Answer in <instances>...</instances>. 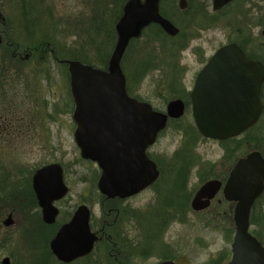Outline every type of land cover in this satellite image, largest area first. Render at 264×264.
Segmentation results:
<instances>
[{
	"label": "flooded vegetation",
	"instance_id": "1",
	"mask_svg": "<svg viewBox=\"0 0 264 264\" xmlns=\"http://www.w3.org/2000/svg\"><path fill=\"white\" fill-rule=\"evenodd\" d=\"M129 1L124 0L118 7L119 12L112 19L114 30L116 24L123 17L124 6ZM37 2L39 4L35 6V2H30L29 5L27 0H19L18 15L21 19L24 17L27 21L31 9L34 10L35 7L40 6L45 7L47 13L53 17L54 8L51 0L49 2L37 0ZM142 2L144 0H138V4ZM116 4L118 6V2ZM158 11L162 18L177 29V32L174 34L167 32L155 20L142 22L138 25L137 33L129 38L126 47V50L131 51L132 59L138 57L139 53V58L142 60L140 65L142 71L153 67L158 68L160 63H164L165 71H169L168 75L156 79L157 85L162 88L161 91L167 90L174 95L167 100L165 112L169 101L180 99L183 102L182 114L179 117L168 116L164 128L157 133L155 141L145 149L146 156L155 165L156 177L143 189L132 191L125 197H106L97 187L101 196L96 201H99L101 214L94 218L93 205H88L82 194H79V198L75 200L68 197L70 186L66 180V170L62 162L45 161L30 169L21 165L20 161L17 162L18 165L13 163V166L0 164V264H158L168 261L173 264H184L182 247L174 237L167 240L166 232L173 223L181 220L185 210L199 213L208 210L215 203V208L219 207L221 203H225L228 209L223 210V215L232 219L236 201L227 199L223 189L225 186L243 189L246 187L247 180H253L251 175L235 171V167L241 159L246 158L252 152L260 153L264 159V0H158ZM0 12V26H4V29L0 28L1 42L3 41L4 44L12 48L9 58L25 61L33 57L38 59V56H34L29 49L22 47L41 44L42 42H39L41 39L30 44H22L19 40H13L11 27L7 24L8 17H5L1 9ZM38 19L39 13L34 11L33 17L28 19L31 22H27L34 25L39 21ZM6 26H9V33L5 30ZM34 28L25 29L34 31ZM115 38H117L116 30ZM163 39H167L165 44L162 43ZM206 39L210 46L215 41L219 43L209 54H207V47L204 43ZM52 42L53 40H48L42 44L47 46L45 51L50 54L47 58L58 64H65L68 72V92L72 101V118L74 102L70 90V74L67 64L63 62L69 58L56 55L50 48ZM230 43H234L241 49L244 59L250 64L242 66L226 64L225 82L227 85L240 88L242 92L249 91L251 85L257 86L261 110L255 122L238 135L221 140L208 138L219 141L225 147L222 156V173L215 172L213 164L210 177L202 180L192 193L189 191L186 193L195 158L192 152L184 154L181 151H174L172 156L166 159L164 155L158 158L151 156L150 149L170 120L180 118L188 107L191 111V92L197 74L218 48ZM165 47L171 54L170 59L159 60V52ZM143 50H145L144 55L146 56L142 57ZM41 58L42 56H39V59ZM229 58L237 57L230 56ZM194 64L197 67H194ZM122 72L128 96L152 106L150 102L135 95L128 75L123 70ZM191 72V84L187 85L185 83L186 76ZM231 74L233 77L230 76ZM240 75L244 77H238ZM242 107H246V104H243ZM152 108L161 112L153 106ZM58 110L65 111L64 108ZM12 114L11 109H3L0 112V139L12 143L13 140L22 141L32 138L34 135L32 127L38 121L24 120L23 116ZM46 116H48V121L53 119L51 113H47ZM75 128L76 124L72 118L73 139ZM29 132L32 134H28ZM49 132L52 133L50 129ZM79 155L82 159L91 160L82 157L80 149ZM168 160L174 164L173 170L166 169L165 165ZM8 162L10 163V161ZM55 163L60 166L58 170L60 176L54 168L41 171L44 167ZM100 174L101 168H99L97 182ZM59 179L63 188L65 187L64 193H61V188L56 190ZM209 180L219 181V189L207 206L195 209L192 206V200L198 189ZM162 181L170 188L165 192V195L161 194L160 196L157 191ZM262 184V191L252 204L255 218H264V179ZM151 188H155L152 204H148L145 208L124 204ZM156 203H161L164 206L161 205V208L158 205L157 207ZM83 205L88 207L90 212L87 221L91 233L89 238L85 225L82 223L83 219L73 218ZM165 206H169L170 211L164 210ZM54 208L56 213L51 215ZM146 210H150L148 214L151 212L157 217L152 220L150 231L145 226ZM140 219H143V222ZM261 238L264 240V235H261ZM260 241L262 242V240ZM88 243H90L89 247ZM262 244L264 245L263 242ZM230 257L231 252L225 257L212 255L198 264H226ZM191 263L187 262V264Z\"/></svg>",
	"mask_w": 264,
	"mask_h": 264
},
{
	"label": "rangeland",
	"instance_id": "2",
	"mask_svg": "<svg viewBox=\"0 0 264 264\" xmlns=\"http://www.w3.org/2000/svg\"><path fill=\"white\" fill-rule=\"evenodd\" d=\"M27 1L29 5L30 2H35V6L39 4L37 0ZM51 1L54 8L53 17L47 13L45 7H35L34 10L31 9L27 21L33 17L34 11L39 13V21L31 25L28 23L31 21L27 22L24 17L21 19L18 15L19 0H0V9L5 17H8L7 24L12 29L10 31L13 38L22 44H30L46 35L52 37L50 40L53 42L50 48L56 55L105 68L116 39L112 19L118 14V7L124 0ZM115 1L118 2V6ZM9 26L5 28L7 33H9ZM0 28L4 29V26ZM25 28L35 30L29 31ZM204 41L207 54L219 44L215 41L210 46L207 39ZM166 42L167 39H163L162 43ZM2 44H4L3 41L0 43V112L3 109H11L13 114L23 116L24 120L38 122L32 127L34 131L32 138L22 141L15 139L16 141L13 140L12 143L0 139V164L13 166V163L18 165L17 162L20 161L21 165L30 169L45 161L62 162L66 170V180L70 186L68 197L75 200L79 198V194H82L88 205H93V216L97 218L101 214L99 201H96L101 196L97 189L99 168L95 161L80 157L79 149L73 139L72 101L68 92V72L65 64H58L47 58L50 56L49 52L45 51L47 46L43 49L44 52L41 51L43 54H41V59L38 55V59L33 57L27 61L17 58L10 59V55L5 52ZM144 52L145 50L142 52V57L146 56ZM73 55L77 58L71 57ZM131 56V51L127 49L120 65L130 79L134 88L133 92L140 99L150 102L155 109L165 113V104L174 95L167 90L161 91L162 88L157 85L156 79L168 75L169 71H165L164 63H160L158 68L153 67L142 71L140 69L142 60L139 58V53L138 57L133 59ZM170 56L166 47L159 52V60L164 58L167 61ZM103 61L106 63L102 64ZM133 61H135L134 65ZM194 67L197 65L194 64ZM191 76L192 72L186 76L187 85L191 84ZM63 108L64 112L58 110ZM47 113L52 114V120L48 121ZM150 150L151 156L158 158L164 155L166 159L171 157L174 151H181L184 154L192 152L195 158L186 193L188 191L192 193L202 180L210 177L213 164L215 172L222 173L223 170L222 156L225 147L217 140L204 138L197 131L189 107L180 118L168 122L167 127L159 134ZM173 165L168 160L165 167L167 170H173ZM163 182L160 183L161 186L157 191L160 196L165 195L170 188ZM154 191L155 188H151L124 204L145 208L153 203ZM156 205L161 207L162 204L156 203ZM215 205L216 203L208 210L199 213L185 210L181 220L167 229V240L174 237L182 247L184 264L187 262L202 263L212 255L225 257L231 252L230 244L234 224L231 218L223 215V210L228 209L227 204L221 203L217 208ZM165 207H163L164 210L170 211L169 206ZM148 211L150 210L145 211L147 215L144 216V220L146 229L150 231L152 220L157 217L151 212L148 214ZM255 220L250 230L253 227L264 235V218ZM140 221L143 222V219Z\"/></svg>",
	"mask_w": 264,
	"mask_h": 264
},
{
	"label": "water",
	"instance_id": "3",
	"mask_svg": "<svg viewBox=\"0 0 264 264\" xmlns=\"http://www.w3.org/2000/svg\"><path fill=\"white\" fill-rule=\"evenodd\" d=\"M151 20L158 21L171 34L177 32L169 21L159 15L158 0H144L139 4L138 0H130L124 6L122 19L115 26L117 38L105 68L77 59L63 60L70 74L74 102V141L81 156L95 161L101 168L97 187L106 197H125L154 180L157 171L146 156L145 149L155 141L168 116L179 117L183 112L180 99L169 101L166 112L162 113L126 92L120 65L122 56L129 38L137 33L138 25ZM230 56L237 58L230 59ZM226 64L242 66L250 63L234 43L221 46L197 74L191 92L195 126L207 138L221 140L238 135L255 122L261 110L257 86L251 85L249 91L242 92L240 88L226 84ZM230 76L233 77V74ZM243 104L246 107H242ZM53 168L58 171L60 166L50 164L41 171ZM235 171L251 175L253 180H247L243 189L227 186L223 189L227 199L236 201L232 214L231 257L226 264H264V245L250 231L252 204L263 187L264 159L260 153L252 152L238 162ZM219 186L217 180L205 182L196 192L192 206L195 209L207 206ZM59 188L64 193L65 187L60 179L56 190ZM54 213L55 208L51 215ZM89 215L88 207L83 205L73 217L83 219L88 238L91 237L87 222Z\"/></svg>",
	"mask_w": 264,
	"mask_h": 264
},
{
	"label": "trees",
	"instance_id": "4",
	"mask_svg": "<svg viewBox=\"0 0 264 264\" xmlns=\"http://www.w3.org/2000/svg\"><path fill=\"white\" fill-rule=\"evenodd\" d=\"M12 39L13 40H15V38H13L12 37ZM41 40L39 41V42H45V41H48V40H50V37H48V36H44V37H41L40 38ZM51 41V40H50ZM40 44V43H38V45L37 44H30V45H25V46H23L22 48H26V49H29L31 52H32V54L34 55V56H41V54H42V52H44L43 51V49L44 48H46V46L44 45V44ZM3 45V47H5L4 49H5V52L8 54V55H10L11 56V50H12V48L11 47H9V46H7L6 44H2ZM41 48V49H40ZM42 51V52H41ZM56 53H59L58 51H55ZM7 55V56H8ZM43 55V54H42ZM71 57H76L77 58V56H71ZM102 64H104V63H106L105 61H103V62H101ZM256 218H255V215H254V207L252 208V210H251V214H250V224L251 225H254L255 224V222H256V220H255ZM251 232H252V234L253 235H255L258 239H260V240H262V242H263V239L261 238V235H260V233L257 231V230H255V228H253L252 227V230H250Z\"/></svg>",
	"mask_w": 264,
	"mask_h": 264
}]
</instances>
